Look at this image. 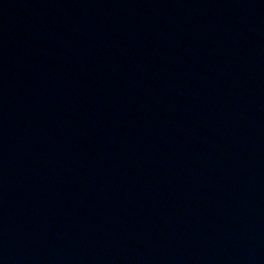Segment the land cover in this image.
I'll return each mask as SVG.
<instances>
[{
	"label": "water",
	"instance_id": "water-1",
	"mask_svg": "<svg viewBox=\"0 0 264 264\" xmlns=\"http://www.w3.org/2000/svg\"><path fill=\"white\" fill-rule=\"evenodd\" d=\"M0 264H264V0H0Z\"/></svg>",
	"mask_w": 264,
	"mask_h": 264
}]
</instances>
